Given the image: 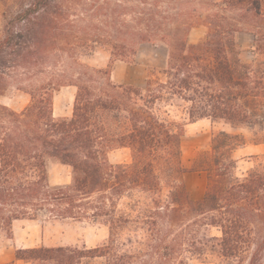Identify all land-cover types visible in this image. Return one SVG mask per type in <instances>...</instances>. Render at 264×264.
Listing matches in <instances>:
<instances>
[{"label":"trees","instance_id":"1","mask_svg":"<svg viewBox=\"0 0 264 264\" xmlns=\"http://www.w3.org/2000/svg\"><path fill=\"white\" fill-rule=\"evenodd\" d=\"M0 2V97L14 86L31 99L20 112L0 104V234L10 239L16 222L41 214L109 229L103 247L20 249L15 261L190 264L183 256H214L216 264H264V166L240 179L232 156L246 146L243 130L264 143V66L243 64L234 39L251 34L264 55V0ZM198 27L205 35L191 44ZM145 44L165 46L168 58L163 78H148L144 88L117 85L81 62L106 48L112 63L133 64ZM63 87L76 94L71 117L57 120L52 98ZM171 113L236 133L220 131L211 151L183 169V128ZM119 149L130 150V164L109 162ZM49 161L70 167L72 183L50 185ZM186 172L206 174L202 199L193 201L179 184L163 201L161 178ZM127 194L137 201L120 214L117 203Z\"/></svg>","mask_w":264,"mask_h":264},{"label":"rangeland","instance_id":"2","mask_svg":"<svg viewBox=\"0 0 264 264\" xmlns=\"http://www.w3.org/2000/svg\"><path fill=\"white\" fill-rule=\"evenodd\" d=\"M11 3L12 0H7ZM5 6L0 2V39L3 35V17L6 15ZM246 33V32H240ZM249 34V33H246ZM251 35V34H250ZM238 36V41H237ZM204 36H189L188 41L196 44ZM237 44V55L243 64L253 67L264 66V55L256 51L253 47V36H240L237 33L234 36ZM168 50L163 45H142L135 57L133 64H126L121 61L112 63L110 52L106 48H97L89 57H83L81 62L90 68L107 71L110 79L117 85H131L144 88L148 78L157 77L162 79V71L166 68ZM76 94V88L63 87L53 94L52 110L55 119L70 118L72 115L73 102ZM30 96L24 92L16 90L11 86L5 94L0 97V104L5 105L16 112H20L30 104ZM170 120L175 124L182 126L183 136L181 137L180 166L183 169H190L195 166L196 159L200 155L209 153L212 148V142L215 135L220 131L232 133L230 130H223L222 122L216 123L208 119L188 123L180 113H171ZM254 131L243 130L241 133L245 136L248 151L243 153L238 150L232 156L236 160L235 175L243 179L248 171L264 166V143H257L258 137L254 136ZM261 139V138H260ZM109 162L111 164H130L131 153L129 149H119L109 153ZM48 182L50 185H69L72 183V172L69 168L58 165L57 162L49 161L47 163ZM174 179L170 177L161 178V189L158 196L167 200L173 185L181 184L189 193L188 189L193 186H202V197L207 188V176L204 172L173 174ZM190 196V194H189ZM136 195H126L118 201L117 211L120 214H127L132 204L137 201ZM193 201H199L190 196ZM207 233L214 237H220V231L217 228H208ZM15 234L23 240L24 238H34L35 236L43 241L39 247H68L77 249H93L103 247L109 240V229L104 224L93 223L88 220H55L49 219L45 214L39 215L34 221L16 222L12 229L11 238L0 234V264H29L24 261H15L14 254L20 250L15 246ZM128 232H124L121 239L126 237ZM36 248V247H34ZM30 249V248H25ZM189 259L190 264H216L214 256L208 257L207 261L197 260L193 256H183ZM83 264H105L104 258L84 260Z\"/></svg>","mask_w":264,"mask_h":264},{"label":"crops","instance_id":"3","mask_svg":"<svg viewBox=\"0 0 264 264\" xmlns=\"http://www.w3.org/2000/svg\"><path fill=\"white\" fill-rule=\"evenodd\" d=\"M205 32H206V29L203 28V27H198V28H194L191 32H190V35L189 36H192L194 35L195 37H202L205 35ZM237 35H240V36H244V35H249L251 36L250 34H246V33H237ZM238 36H237V41H238ZM70 88H74V87H70ZM223 130H230L232 133H236V130H233L232 128H230L228 125H224L223 127ZM241 131V130H240ZM249 148L248 147H244V148H241L239 149L238 151L243 153L244 151H248ZM58 165H61L58 163ZM61 166H64V165H61ZM64 167H67L70 169V167L68 166H64ZM71 171V169H70ZM201 188L202 186L200 185L199 187L198 186H193V187H190L188 189L189 191V194L191 197H193L194 199L196 200H199L202 198V193H201ZM19 235V234H18ZM18 235L15 234V246L18 248V249H25V248H34V247H39V246H42L43 245V241L38 239L36 236L34 238H24L23 240H19L18 238H20Z\"/></svg>","mask_w":264,"mask_h":264}]
</instances>
